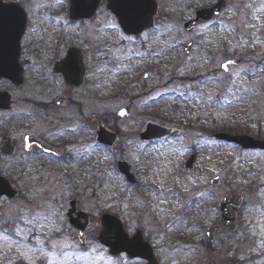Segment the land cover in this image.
Masks as SVG:
<instances>
[{
	"label": "rangeland",
	"instance_id": "obj_1",
	"mask_svg": "<svg viewBox=\"0 0 264 264\" xmlns=\"http://www.w3.org/2000/svg\"><path fill=\"white\" fill-rule=\"evenodd\" d=\"M161 14L167 35L152 31L149 62L134 76L123 73L130 58L120 52L119 62L103 75L98 104L88 108L97 109L110 132L137 134L152 123L182 136L150 145L137 137L130 158L136 186L131 187L118 177L111 153L90 145L92 111L88 126L73 118L70 141L76 158L38 168L28 183L18 185L19 199L0 200V264H113L94 241L86 249L70 241L64 214L74 198L97 221L106 213L119 218L128 234L142 230L161 264H264V154L211 136L225 132L264 140V70L241 67L215 80L204 77L223 43L238 58L250 48L246 37L255 38L259 57L264 56V40L258 37L264 31V0H231L221 23L199 29L194 37L184 34L181 9L172 0H162ZM210 38H218L216 45ZM191 39L197 42L195 53L186 56L183 47ZM123 107L131 112L127 120L116 117ZM194 152L195 171L187 174L183 165ZM4 168L16 172L15 164ZM214 176L223 179L216 189L209 185ZM232 193L243 198L239 231L209 245L204 229L217 221L219 203Z\"/></svg>",
	"mask_w": 264,
	"mask_h": 264
},
{
	"label": "flooded vegetation",
	"instance_id": "obj_2",
	"mask_svg": "<svg viewBox=\"0 0 264 264\" xmlns=\"http://www.w3.org/2000/svg\"><path fill=\"white\" fill-rule=\"evenodd\" d=\"M155 1L158 10L153 18V27L138 33H125L115 12L117 1L0 0V177L7 180L15 190L16 197L12 201L23 195V190L18 185L28 183L27 180L36 175L38 168L64 166L76 158L71 152L70 139L73 130L70 125L75 118L77 122H85L88 126V112L92 111L88 108V103L98 104L103 75L111 71L113 63L119 62L120 52L130 58V64L123 73L134 76L136 68L149 62L148 57L152 55V31H157L155 35L161 38H166L167 35L165 23L160 22L166 18L161 14L162 0ZM172 2L181 9L183 17L180 26L184 34L194 37L199 29L205 26L214 28L221 23L230 8L231 0ZM217 4L222 7L216 17L197 25L191 32L186 31V24L198 19L201 10L211 9ZM131 19L134 21L135 17ZM258 37L264 40V31ZM217 39L207 40L216 45L214 40ZM245 40L252 41L246 45L250 48L238 58L229 55L230 44L227 47L223 43L215 49L219 59L212 61L204 77L215 80L217 76L229 75L233 68L241 67H248L247 71L257 70L253 73L264 70V56L261 54L259 57V45L253 43L256 39L246 37ZM195 43L196 40L191 39L183 47L186 56L195 53ZM229 60L235 61L236 65H229L226 71L221 65ZM147 76L150 77L148 73ZM148 78L142 76L143 80ZM126 109L130 112L129 108ZM96 110L92 111L93 114L90 112V145L112 152L115 165L118 167L119 163H125L131 174L133 166L130 158L137 137L141 143L150 145L172 142L182 136L179 131L173 137L141 141L139 135L142 131L137 134H123L116 128L112 132L115 136L114 147L110 149L96 142L97 129L103 127ZM7 149L13 150V155H7ZM9 163L11 166L15 164V174H12L13 171L11 174L8 171L5 173L7 169L4 167ZM116 170L118 172L117 168ZM121 178L127 184L122 176ZM222 184L223 179L217 187ZM0 200L7 201V198L0 197ZM220 205L221 203L219 209ZM82 211L89 213L86 209ZM95 221L97 222L96 219ZM236 224L237 229L234 232L222 230L212 246L221 235H236L239 231L238 218ZM97 225L96 223L94 229ZM94 229L85 235L86 243L81 248L86 249L93 241L97 244L100 226L97 233ZM69 232L68 234H72L69 236L70 241L77 245L74 241L75 232L72 229ZM128 235L131 237L133 234ZM144 239L148 241L145 237ZM100 248L107 255V260L113 264L137 262L125 254L110 257L107 249ZM153 248L155 252V247Z\"/></svg>",
	"mask_w": 264,
	"mask_h": 264
},
{
	"label": "water",
	"instance_id": "obj_3",
	"mask_svg": "<svg viewBox=\"0 0 264 264\" xmlns=\"http://www.w3.org/2000/svg\"><path fill=\"white\" fill-rule=\"evenodd\" d=\"M117 1L118 5L115 7V12L120 20V25L126 33H137L143 29L150 27L152 25L153 16L156 14L157 5L155 0H110ZM220 5L215 9H210L208 11H201L199 13V19L190 23L187 30L191 29L201 23L208 21L210 18L215 17L214 12L219 11ZM214 14V15H213ZM135 20L133 21V18ZM123 113V114H122ZM127 110H121L118 113L119 118L128 117ZM175 131L167 130L156 125H147L145 131L140 135L142 140H150L154 138H161L166 135H174ZM217 140L226 141L230 143H235L244 149H260L264 150V142L254 141L248 137H233L230 135L218 134L215 136ZM98 142L112 146L114 144V136L104 129L99 128L97 132ZM12 154V151H8ZM197 161V155L194 154L187 161L184 169L186 172H190L194 168V164ZM121 167V166H120ZM126 172V170H122ZM128 180L133 183V180L128 176ZM219 183V177H214L210 184L216 186ZM6 195L8 198H13L14 194L9 189L6 181L0 179V196ZM224 205H221V216L217 224L206 230V236L211 242L214 239V235L220 232L221 229H228L234 231L236 225L234 220L236 219V212L241 204V198L237 195H232L229 198L224 199ZM225 205L232 207L231 210L225 209ZM71 209L66 215L69 219L67 223L71 225L78 233L76 240L83 243V235L93 227V221H90V215L83 214L79 212V201L75 200L70 203ZM73 214L77 215L76 219H73ZM85 219L86 223L81 224V219ZM102 232L98 238V241L107 247L111 255H117L119 253H125L129 258H140L147 262V264H158L157 260L153 255V251L150 246L145 243L142 239L140 232L136 235L127 239V236L123 232L121 223L114 217L104 215L101 218Z\"/></svg>",
	"mask_w": 264,
	"mask_h": 264
},
{
	"label": "snow or ice",
	"instance_id": "obj_4",
	"mask_svg": "<svg viewBox=\"0 0 264 264\" xmlns=\"http://www.w3.org/2000/svg\"><path fill=\"white\" fill-rule=\"evenodd\" d=\"M233 63H235V61L229 60L227 63L222 64L221 67H223L227 71L228 70V66L231 65V64H233ZM242 71H243V69H242ZM0 235H2V233H0Z\"/></svg>",
	"mask_w": 264,
	"mask_h": 264
}]
</instances>
